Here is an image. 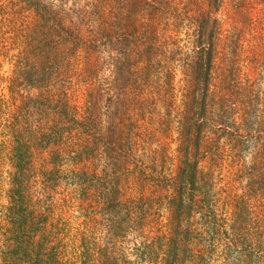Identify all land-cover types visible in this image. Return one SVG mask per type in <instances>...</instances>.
<instances>
[{"label": "trees", "instance_id": "16d2710c", "mask_svg": "<svg viewBox=\"0 0 264 264\" xmlns=\"http://www.w3.org/2000/svg\"><path fill=\"white\" fill-rule=\"evenodd\" d=\"M263 70L264 0H0V264H264ZM158 104L173 182L131 144ZM216 153L237 191L181 231Z\"/></svg>", "mask_w": 264, "mask_h": 264}, {"label": "rangeland", "instance_id": "374dc122", "mask_svg": "<svg viewBox=\"0 0 264 264\" xmlns=\"http://www.w3.org/2000/svg\"><path fill=\"white\" fill-rule=\"evenodd\" d=\"M6 70L7 67L4 66L3 71ZM259 72L260 73L256 71L254 75H252L253 79L257 77H260V79H264L263 78L264 76H262L264 70L263 72L262 71ZM107 74L108 72L105 69L104 74H102V78ZM180 78L181 76L179 72L176 73V77L173 83L176 91L179 87L176 84H179L178 80ZM261 83L259 89L262 91L264 90V83L262 84ZM115 94L116 91L113 90L112 95ZM176 97L179 98L178 93ZM162 111L163 108H161L160 105L158 104L156 106L155 112L153 113V116H151V120H149L148 122L141 120V123H143L144 128L145 129L147 128L151 133L153 132L154 134L151 137H149L144 133L141 134L140 131L138 138H133L132 140L134 143L131 144L137 150L139 159L140 161L144 162V166H148L147 165L148 163L150 166V161H153L154 166H156V171L158 172L162 171L165 175H168V177H170L172 179L171 181L173 182V180L176 178L178 174L179 169L182 167V162H181L183 160L182 153L184 152L181 150L182 148L181 140H178L179 138L175 133L174 134L170 133L169 128L175 129L176 127H178L179 124L178 120L180 119H175L174 114H172L168 119L170 122L165 119L161 120ZM105 120L106 117L103 118V121ZM163 128H166V130L163 131L164 130ZM207 143H209V140H207ZM192 156L193 155H191L190 159H192ZM220 161L221 160L218 159L217 153L214 154L213 157L210 156V158H204V156L198 158V164H197V170L199 172L198 180L201 183L200 184L201 186L205 184V188L203 190L206 191L205 189H207L208 195L205 196L204 194H202V192H200L201 194L198 193L196 195V198L192 200L193 204L189 200V203L192 204L190 207V214H189L191 215V217L180 218V221L178 222L181 224L180 227L181 231L184 230L187 231L188 233L192 232L194 234L203 233V231L201 230L203 228L200 227L199 223L201 220H202L201 222H204L207 215L209 214L210 209L206 207L208 202L211 201L213 202L212 205L213 207H215L214 208L215 211L214 213L213 212L212 213L218 217V206H219L218 203L227 201L229 200V197L235 195V192L237 191L235 190L237 184L233 182L231 177H233L232 173L234 174L236 171L234 170L230 171L229 168L226 166V164H222ZM111 167L112 166H109L107 168L108 171L109 169H112ZM97 171H102V170L101 168H98ZM242 184L245 185L244 180ZM237 193L238 195L240 194L239 191ZM167 196H169V194ZM165 209L166 208L164 207L163 209L160 208L158 212L163 214V219H164V221H161L159 223L163 225V223L167 222L169 228L171 229V232L167 230V235H166L167 236L166 239H167L170 238L169 236L172 232L174 235H176L177 230L174 229H176L178 225L175 217L174 216L169 217V214L167 215L166 213L167 210ZM68 215L73 216L75 215V213L73 211H70ZM154 218H156V216H154ZM81 221L82 220H78L73 223H80ZM156 228L157 226L155 225L154 230ZM151 236L154 237L155 234H151ZM166 239L162 240V242H164ZM191 241L192 243L190 244L189 248H194V252H197L199 249L204 250L209 248L208 242L205 240L198 241L191 239ZM216 252L217 253L214 256H218V251ZM128 259L129 261H134L133 256H128ZM134 264H144V263L135 260ZM215 264H218V260Z\"/></svg>", "mask_w": 264, "mask_h": 264}]
</instances>
